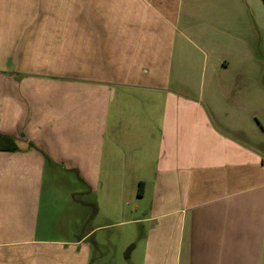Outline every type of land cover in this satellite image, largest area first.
<instances>
[{
    "label": "crops",
    "instance_id": "obj_1",
    "mask_svg": "<svg viewBox=\"0 0 264 264\" xmlns=\"http://www.w3.org/2000/svg\"><path fill=\"white\" fill-rule=\"evenodd\" d=\"M0 145V264H264V0H0Z\"/></svg>",
    "mask_w": 264,
    "mask_h": 264
},
{
    "label": "rangeland",
    "instance_id": "obj_2",
    "mask_svg": "<svg viewBox=\"0 0 264 264\" xmlns=\"http://www.w3.org/2000/svg\"><path fill=\"white\" fill-rule=\"evenodd\" d=\"M117 231H118V227H111L109 229H105L103 231L98 232V235L111 236L112 237L111 239L114 242H116L117 240L115 239V237L117 235ZM104 243H106V241H104ZM122 251L123 250L120 248L118 243L113 247L107 245L106 248L104 249L106 256H111L114 264H131L129 260L123 257Z\"/></svg>",
    "mask_w": 264,
    "mask_h": 264
},
{
    "label": "trees",
    "instance_id": "obj_3",
    "mask_svg": "<svg viewBox=\"0 0 264 264\" xmlns=\"http://www.w3.org/2000/svg\"><path fill=\"white\" fill-rule=\"evenodd\" d=\"M11 141H13L12 144H14V140L11 139ZM0 146H1V145H0ZM16 148H17V147H16L15 145H12V146H11V149H16ZM134 247H135V244H134V243L130 244V245L127 247L126 251H125V255H126V256H129L130 253H131V251L134 249Z\"/></svg>",
    "mask_w": 264,
    "mask_h": 264
}]
</instances>
